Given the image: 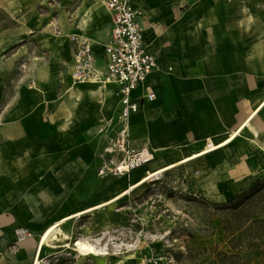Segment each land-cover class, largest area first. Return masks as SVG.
<instances>
[{"label": "crops", "instance_id": "1", "mask_svg": "<svg viewBox=\"0 0 264 264\" xmlns=\"http://www.w3.org/2000/svg\"><path fill=\"white\" fill-rule=\"evenodd\" d=\"M66 1L89 3L87 9L96 0ZM105 1L98 13L107 20L106 36L73 22L65 28L91 42L100 70L112 31ZM135 6L158 67L133 94L140 107L130 119L129 143L154 160L126 175L99 174L104 155L93 141L96 95L100 87L107 92L106 111L114 103V127L117 84L79 82L84 89L71 86L68 100L50 111L48 92L30 88L33 75L16 74L30 65L32 43L50 54L48 28H31L40 41L28 38L18 49L11 38L0 40V254L17 256L24 247L26 264H126L121 199L113 201L126 176L134 182L231 136L224 147L192 159L264 162V0H136ZM53 226L55 236L43 240ZM80 245L93 249L84 253Z\"/></svg>", "mask_w": 264, "mask_h": 264}, {"label": "rangeland", "instance_id": "2", "mask_svg": "<svg viewBox=\"0 0 264 264\" xmlns=\"http://www.w3.org/2000/svg\"><path fill=\"white\" fill-rule=\"evenodd\" d=\"M87 5L66 0H0L1 41L9 42L11 38L20 43L14 47L18 49L30 42L28 38L34 39L31 28H48L50 54L32 43L27 48L30 65L18 67L16 74L33 75L30 88L48 92L50 111L68 100L71 86L82 88L70 76L75 44L66 26L73 22L76 27L82 24L89 32L98 31L101 38L107 34V20L100 19L103 13H98L102 11L99 0L86 9ZM39 41L38 38L31 42ZM100 88L102 94L94 100L100 123L93 136L99 152L115 135V106L110 102L109 111L105 110L107 92ZM79 103L83 112L88 103L84 98ZM195 159L168 169L119 200L124 218L122 237L127 242L123 257L126 264H142L143 260L225 264L230 261L225 253L238 254L246 264H264V162L212 163ZM25 255L24 247L17 256L1 253L0 264H26Z\"/></svg>", "mask_w": 264, "mask_h": 264}, {"label": "built area", "instance_id": "3", "mask_svg": "<svg viewBox=\"0 0 264 264\" xmlns=\"http://www.w3.org/2000/svg\"><path fill=\"white\" fill-rule=\"evenodd\" d=\"M136 0H106L112 31L105 43L107 61L104 70L96 67V54L91 42L77 34H71L75 44L72 76L79 82L105 84L112 79L118 86L120 105L117 120L109 145L103 149L104 160L99 168L100 175L121 176L144 165L153 156L146 149L130 146V119L140 104L133 99L134 92L157 69L156 56L150 51L145 33L138 23L141 11L135 6ZM151 90L146 99L153 100ZM143 264H168L161 261H145Z\"/></svg>", "mask_w": 264, "mask_h": 264}, {"label": "bare ground", "instance_id": "4", "mask_svg": "<svg viewBox=\"0 0 264 264\" xmlns=\"http://www.w3.org/2000/svg\"><path fill=\"white\" fill-rule=\"evenodd\" d=\"M73 64H74V57H73V61L70 62L71 66H73ZM107 82L110 84V86H112L113 83H114V81L111 78L108 79ZM75 91L81 92L80 89H78V90L75 89ZM92 92H94V90H92ZM247 125L252 131H255L251 123L248 122ZM232 139H233V136H231L230 138H228L227 140H225L224 142H222L220 144L216 143L214 141H210V143L206 146V148L201 150L200 152L194 153L191 156H189L187 158H184V159H182L180 161L173 162V163L166 164V165H162V166L150 171L148 174H146L145 176L141 177L140 179H138V180H136L134 182H131V178L129 176H126L124 178V185H123L120 193L113 199V201L122 199L123 197H125V196H127L129 194H132V192L135 189H137V188L141 187L142 185L146 184L148 181H152L154 179H157L159 177V175H162L165 171H167L168 169H170V168H172V167H174V166H176V165H178L180 163H184V162H186V161H188L189 159H192V158L204 156V155L209 154V153H211L213 151H216L217 149H219L221 147H224L227 143L232 141ZM153 160H154V156L151 157V160L149 162H151ZM56 232H57L56 227L55 226L51 227L44 234L43 240H48V239L54 237ZM79 249L82 252L86 253V252L90 251L93 248L87 247L85 245H80Z\"/></svg>", "mask_w": 264, "mask_h": 264}, {"label": "trees", "instance_id": "5", "mask_svg": "<svg viewBox=\"0 0 264 264\" xmlns=\"http://www.w3.org/2000/svg\"><path fill=\"white\" fill-rule=\"evenodd\" d=\"M236 202L234 203L235 206H236ZM224 257L230 260V261H226L225 264H246V261H244V259H242V257H240L238 254H226L225 253Z\"/></svg>", "mask_w": 264, "mask_h": 264}]
</instances>
